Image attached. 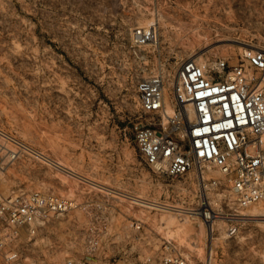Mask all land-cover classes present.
Listing matches in <instances>:
<instances>
[{
	"label": "rangeland",
	"instance_id": "rangeland-1",
	"mask_svg": "<svg viewBox=\"0 0 264 264\" xmlns=\"http://www.w3.org/2000/svg\"><path fill=\"white\" fill-rule=\"evenodd\" d=\"M150 28L155 40L138 46L137 30ZM246 49L264 50V0H0V131L76 173L37 156L0 159L1 196L40 191L77 205L31 238L23 231L12 245L22 254L18 264H76L88 252L90 211L99 204L107 205L109 227L98 264H163L169 242L189 264H264V205L235 209L242 216L236 236L221 220L212 231L178 211L196 206L195 184L154 171L135 141L145 117L139 81L163 76L172 113L182 62L236 64ZM137 221L141 229L132 226ZM0 264H8L2 254Z\"/></svg>",
	"mask_w": 264,
	"mask_h": 264
},
{
	"label": "built area",
	"instance_id": "built-area-1",
	"mask_svg": "<svg viewBox=\"0 0 264 264\" xmlns=\"http://www.w3.org/2000/svg\"><path fill=\"white\" fill-rule=\"evenodd\" d=\"M154 40L153 28L135 34L138 46ZM137 89L145 117L135 127V141L145 162L174 180L186 177L182 186L195 184L196 206L183 215L211 224L224 221L228 235L236 236L242 219L235 209L264 205V50L246 49L236 64L221 58L182 62L172 83V113L163 76L143 79ZM31 156V146L0 131V159ZM213 171L222 178H214ZM191 174L194 179L188 182ZM76 207L75 201L54 193L0 195V254L8 264H18L22 254L12 245L23 231L31 238L50 218ZM90 214L94 225L88 252L76 264H98L100 234L108 231L107 205H96ZM132 226L141 229L142 224ZM164 250L161 263L189 264L170 242Z\"/></svg>",
	"mask_w": 264,
	"mask_h": 264
},
{
	"label": "bare ground",
	"instance_id": "bare-ground-1",
	"mask_svg": "<svg viewBox=\"0 0 264 264\" xmlns=\"http://www.w3.org/2000/svg\"><path fill=\"white\" fill-rule=\"evenodd\" d=\"M166 103H167V100H166ZM171 105L173 107V105H175V100L173 98V100H171ZM191 116H193V114L191 113L190 114ZM33 152H34V155L39 157L40 159H42L44 162L46 163H50L54 166H56L58 169H60L61 171H64V172H67L69 173L70 175L72 176H75L76 173H74L73 171H71V169L67 168V166H65L63 163L57 161V160H54L50 157H47L44 153L40 152V151H37L35 149H33ZM78 176V175H77ZM80 176V175H79ZM82 178V177H80ZM88 182H90L91 184L95 185V186H98V187H101V188H104L106 189L107 191L109 192H112V193H116L118 194L116 191H113L111 189H108V188H105V187H102L100 186L99 184L93 182V181H89L88 179H86ZM125 195V194H124ZM127 198L129 199H132L133 201H135L136 203H139V204H142L144 206H148V207H151V208H154V207H160L162 209H166V210H177L176 206H172V205H169V204H164L162 202H159V201H156V200H149V199H146V198H142V197H134V196H128V195H125ZM179 212L181 213H185V212H189V213H193L191 211H188L186 209H181L180 210L178 209ZM242 217V216H241ZM240 217V219H241ZM184 220V219H183ZM182 220V221H183ZM207 225H209L211 228L210 230H213L214 229V225L215 224H211V223H206ZM186 226L188 224H185Z\"/></svg>",
	"mask_w": 264,
	"mask_h": 264
}]
</instances>
